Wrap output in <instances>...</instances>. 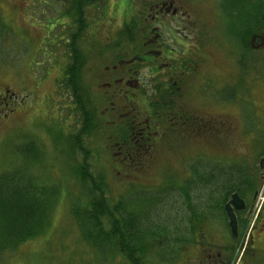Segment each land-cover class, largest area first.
<instances>
[{
	"label": "rangeland",
	"instance_id": "rangeland-1",
	"mask_svg": "<svg viewBox=\"0 0 264 264\" xmlns=\"http://www.w3.org/2000/svg\"><path fill=\"white\" fill-rule=\"evenodd\" d=\"M33 1L35 0H0V15L6 20L3 23L6 28L0 32V90L7 89L9 98L7 115L0 119V175H8L7 178L11 179L9 185L15 182L11 176H16L21 182H26L28 177L34 176L41 185H57L60 191L52 206L45 231L19 244L14 250L0 252V264H129L124 255L118 254L114 249L115 246L109 249L108 244H103L101 237L95 244L93 242L89 244L81 239V232L76 226L72 206L85 202L83 192L86 191L71 171L70 166H73V163L75 166L76 161L75 158L74 162L68 161L67 142L63 139L62 143L56 144L54 138L66 137L64 130L69 135L77 133V129L80 130L81 117L75 110L73 94L64 95L66 92L59 89L64 84L57 81L61 78V72L66 65L49 66L47 58L51 60L58 55L55 57L48 55L49 48L45 53L40 48L37 49L41 46L40 42L46 33L41 31V22L38 24L34 21L37 13L31 14L29 11L33 10L32 6H29ZM134 1L136 3L134 10L144 8L146 0ZM130 2L117 1L121 5L113 4L111 8L108 7L104 20L106 28L111 21L113 22V18L119 19L121 12L125 13L132 8ZM217 2L218 0H211V24L207 22L208 5L200 3L202 5L200 9L204 13L199 18V25L211 26V59L209 58L206 63L211 65V75L215 76L213 89L228 93L230 87H226L227 76L235 74L239 69L236 65L235 51L231 50L223 39ZM1 5L4 9H1ZM84 7L88 8L89 20L100 10L99 4ZM40 11L38 10L39 21H44V15ZM183 24H186L185 20L184 23L178 24V31L182 29ZM168 26L176 28L177 24L172 20L168 21ZM93 34L95 36L91 34L90 28L84 32L82 36L84 48L88 49L87 46L92 48L100 40V33L95 31ZM48 42L54 45L55 39H49ZM169 43L173 46L170 37ZM100 44L103 45L101 42ZM121 46L122 49L127 47V44ZM65 47L63 50L68 55L71 41ZM75 48L78 50V42ZM104 65L89 60L88 66L83 68L82 75L84 86L89 92L87 103L95 105L96 123L98 127H103L98 135L85 139L84 144L91 152L90 169L95 176L102 177L104 195L109 203L112 206L121 205L122 208H118L115 216L123 219V222L124 218L127 221L132 219L137 221L139 235L135 236L144 241L137 243L141 245L140 254L146 255L149 249L145 256L146 264H199L192 254L194 247L189 242L181 243L180 230L183 226L180 219L183 217V221L191 218L193 205L199 212H210L208 208L211 207V201L208 199H211V183H208V179L204 180L199 175H194L187 189L182 187L180 181L183 182L187 175L192 176V166L196 162L201 165V169H204L205 165L207 169L211 167V131L201 129L199 139L193 143L176 144L170 138H158V145L137 164L128 165V160L124 164L118 162L115 158L117 149L113 143L117 128L113 126L121 122L124 103L145 105V101L135 96L124 101L123 97L117 95L113 97L104 91L103 83L106 82V78L100 76ZM139 74H142L141 77L144 79L148 69L143 68L137 75ZM140 83L144 85L146 82L140 80ZM141 88L144 89V86ZM198 89L200 112H208L210 121L211 117L215 118L213 122L218 121V135L226 133L227 127H230L226 122L232 120L234 115L229 118L221 110H208L203 106L204 99H211V87L207 86V81L199 82ZM215 90L212 92H216ZM48 116L56 122H62L63 126L48 124V120H51ZM126 121L125 119L124 122ZM221 122L225 124L222 125ZM48 128L51 129V133ZM222 137L233 138L235 135L227 132ZM33 138L38 139L39 145L36 143V147L32 144ZM33 158L40 162L32 163ZM201 172H206L208 177V170ZM167 176L172 178H166ZM5 188L3 186L0 189ZM20 188L17 186L22 195L23 190ZM0 198H3L2 191ZM84 205L86 211L92 210V205H86V202ZM205 205L210 206L205 208ZM103 220L104 229L107 231L110 219L104 217ZM150 230L154 231L151 235L147 233ZM208 234L211 242V225ZM2 240L0 236V243H3Z\"/></svg>",
	"mask_w": 264,
	"mask_h": 264
},
{
	"label": "flooded vegetation",
	"instance_id": "flooded-vegetation-1",
	"mask_svg": "<svg viewBox=\"0 0 264 264\" xmlns=\"http://www.w3.org/2000/svg\"><path fill=\"white\" fill-rule=\"evenodd\" d=\"M117 1L126 0L100 1V10L91 20L88 8L74 9L72 0L33 1L29 5L33 10H28L37 13L34 21L41 22V31L46 33L37 49L45 53L49 48L48 55H58L47 58L49 66H65L71 62V54L67 55L63 47L69 45L72 34H81L76 41L85 56L83 68L89 60L105 64L100 72L106 78L104 91L124 101L134 96L145 101V105L124 103L121 122L113 126L117 128L116 155L123 162L128 160V165L151 153L158 138H170L176 144L193 143L201 129L211 131V207L205 205L210 212H199L193 205L191 218L180 219L181 243L194 247L192 254L199 264H264V10L253 13L257 16L250 26L244 21L245 39L239 50H235L236 44H227L235 51L239 70L227 76L226 87L230 89L222 93L213 89L215 76L206 63L211 59V26L199 25L204 4L209 7L207 22L211 24V0H146L140 10H134V0H127L133 10L121 12L120 18H113L106 28V10L113 4L121 5ZM38 10L44 21H39ZM172 20L176 28L168 26ZM184 20L186 24L178 31V24ZM4 22L0 15V32ZM89 28L92 35L100 33V40L86 49L82 36ZM47 39H55V44ZM124 43L127 47L121 49ZM141 68L148 69L144 79L137 75ZM206 81L211 99H204L203 106L221 110L229 118L234 115L226 122L230 126L226 133L220 135L218 121L213 122L214 117L210 121L208 112H200L198 83ZM59 89L68 95L65 86ZM8 99V90H0V119L7 115ZM48 124L63 126L53 119ZM227 132L235 137H222ZM193 176H185L183 184H190Z\"/></svg>",
	"mask_w": 264,
	"mask_h": 264
},
{
	"label": "trees",
	"instance_id": "trees-1",
	"mask_svg": "<svg viewBox=\"0 0 264 264\" xmlns=\"http://www.w3.org/2000/svg\"><path fill=\"white\" fill-rule=\"evenodd\" d=\"M100 1L103 0H73L72 3L74 9L81 10L84 6L97 5ZM262 9L264 10V0H220L217 3V10L220 13L218 16L222 23V34L225 42L227 44L229 42L236 44L235 50H239L241 41L245 39L242 35L244 34V31H242V27L245 25L244 21H248L250 26L251 21L253 22V19L257 16V14L255 16L253 13L259 12ZM5 28L4 26L1 31L5 30ZM80 36L81 34H77L76 32L72 34L70 49L71 62L62 70L61 78L57 81L64 84L65 90L68 91L69 95L70 93L73 94L75 110L80 113L81 117L80 130L77 129V133L69 135L63 128L66 137L57 136L54 138V143L56 144L62 143L63 139L67 142L68 161L70 163L74 158L76 161L75 166L74 163L73 166H70L71 171L75 175L78 183L86 191V193L83 192L86 205H92V210L86 211L84 208L85 202H82L81 205L75 204L72 206L74 212L72 214L77 224L76 226L81 232V239L89 244L92 242L95 244V241L101 237V241L104 242L103 244H108L109 249H111V246H115L114 249L118 254L124 255L129 264H146L145 256H147L149 249H147L146 255L140 254L142 250L141 245L137 243H144V241L135 236L139 235V226L136 225L137 221L135 219L127 221L124 218L123 222V219H118L115 216L118 208H122L121 205L112 206L109 203L104 195L102 177L99 175L95 176L90 169L89 157L91 152L84 144L85 139L98 135L103 127H98L96 123L97 114L94 110L95 105L87 103L89 92L85 88L82 79L85 56L81 50L79 51L75 48L76 40ZM49 131L51 133V129ZM114 138H116V135ZM32 140L33 146L36 147L38 139L33 138ZM114 146L116 145L114 144ZM77 157H79V161ZM115 158L118 162L125 163L123 160H119L117 155ZM33 161L32 163L40 162V160L34 158ZM205 166L204 169H201V165L196 162L192 166V173L196 176L199 175L204 180L208 179V183H211V167L209 166L207 169ZM205 170H208V177L206 176V172H201ZM7 176L0 175V188L3 186L6 187L4 190L0 189L3 196V198H0V236L3 239V243H0V245L2 244L0 246V252L14 250L19 244L45 231L52 206L60 191L57 185H41L34 176L28 177L26 182H21L16 176H11L15 182L13 185H9L11 179H8ZM166 178H172V176H167ZM180 184H182V187H187L181 181ZM17 186L23 190L22 195H20ZM5 190L7 192L3 195ZM6 195L8 196L6 197ZM104 217L110 219V226L107 231L104 229ZM133 227H137V229H133ZM153 232L150 230L147 233L151 235Z\"/></svg>",
	"mask_w": 264,
	"mask_h": 264
}]
</instances>
